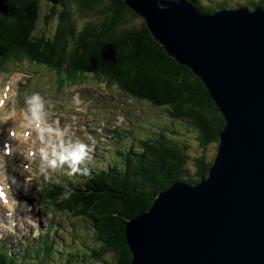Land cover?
I'll return each mask as SVG.
<instances>
[{
	"label": "trees",
	"instance_id": "16d2710c",
	"mask_svg": "<svg viewBox=\"0 0 264 264\" xmlns=\"http://www.w3.org/2000/svg\"><path fill=\"white\" fill-rule=\"evenodd\" d=\"M187 1L204 14L242 6L229 5L230 0ZM46 2L51 9L44 15ZM247 3L251 8L264 6V0ZM82 17L90 19L82 24ZM55 18L58 26L51 35ZM13 61L56 72L61 88L77 84L81 78L78 75L90 73L108 86L148 103L150 109H167L169 124L187 123L193 127L203 149L219 144L225 119L210 91L190 67L165 50L146 19L126 0H0V73L11 72ZM128 135L124 129L114 136L119 143ZM143 136L126 143L124 151L118 150L124 157L123 169L117 163L100 160L115 148L112 145L108 151H98L88 166V176H68L65 166L64 175L58 167L52 179L45 177L44 188L51 205L73 221L69 245L62 244L56 252L54 248L60 243L50 239L48 230L49 240L40 237L37 243L26 244L24 262L7 245L0 247V264H25L26 257L38 260V264L94 260L132 264L128 222L149 210L159 193L175 181L200 182L215 158L204 153L191 161L187 146L166 131ZM66 192L71 194L65 199ZM74 220L83 224L76 225ZM82 228L93 231L91 239ZM109 254L114 260L106 259Z\"/></svg>",
	"mask_w": 264,
	"mask_h": 264
},
{
	"label": "water",
	"instance_id": "95a60500",
	"mask_svg": "<svg viewBox=\"0 0 264 264\" xmlns=\"http://www.w3.org/2000/svg\"><path fill=\"white\" fill-rule=\"evenodd\" d=\"M126 1L225 119L208 175L175 181L128 222L132 264H264V6Z\"/></svg>",
	"mask_w": 264,
	"mask_h": 264
},
{
	"label": "rangeland",
	"instance_id": "374dc122",
	"mask_svg": "<svg viewBox=\"0 0 264 264\" xmlns=\"http://www.w3.org/2000/svg\"><path fill=\"white\" fill-rule=\"evenodd\" d=\"M230 3L231 6H251L247 0H230ZM50 9L51 5L46 2L44 15ZM82 18V22L79 21L82 24L90 19L89 17ZM44 25L45 16L41 22V28ZM57 26L58 18H55L50 26L51 35L55 33ZM12 64L14 66L11 72L1 71L2 73H0V100H5V103L0 105V135L8 134L10 127L18 126L22 124L21 122L25 123L26 100L38 94L45 102V123L65 130L64 139L66 141L78 140L87 144L94 151L93 157L90 156L86 165L83 166H91L99 150L100 152L105 149L108 151L113 145L115 148L102 156L100 160L106 159L110 163H117L123 169L125 167L124 157L118 150L124 151L126 143L135 141L134 138H141L148 133L154 136L155 132L160 131H166L181 145H186L191 161L194 157L204 153L209 158L216 156L218 144L213 143L203 149L198 133L193 127L187 123L169 124L170 116L167 109H150L148 103L124 94L116 86H108L90 73L78 75L77 77H81L78 78L80 83L78 81L77 84L65 85L61 88L59 77L54 71L47 68L40 69L29 62L18 64L13 61ZM7 87L10 89L11 96L8 99L5 95L1 98L3 93H7ZM16 119L19 122H13ZM116 119L124 121H121L119 125L115 122ZM124 129L129 132L128 139L124 142L118 143L115 136L107 138L106 141L104 137L101 138V135L110 137ZM27 131L30 132L27 141L18 138L19 141L9 147L15 149L10 160H6L4 152H0V185L8 186L15 198L14 214L11 209L1 207L2 205L6 206V202H0V247L5 248L7 245L21 262H24L22 254L27 251L24 247L29 240L37 243L38 238L48 237L46 235L48 230L50 239H58L60 243L54 248L56 252L59 251V246L62 244L68 246L69 240L73 236L71 229L73 221L66 215L62 216L53 208L47 190L44 188L45 177L52 179L54 174V169L50 167L48 160H42L40 154V149L45 145L34 127H30V130ZM30 149H34V155H29ZM48 151L50 153V149ZM49 159H51L50 154ZM65 166L68 168L65 164L57 171L64 175ZM74 222L76 225L83 224L78 220H74ZM81 230L86 231L88 238H92V230L84 228ZM80 243L81 240H78L77 244ZM18 251H21L20 255H18ZM64 252L66 253V251ZM113 257L114 255L109 254L106 259L114 260ZM25 259V264H38V260L34 258L26 257ZM73 262L79 261L74 260ZM78 264L108 263L94 260L91 263L79 262Z\"/></svg>",
	"mask_w": 264,
	"mask_h": 264
},
{
	"label": "clouds",
	"instance_id": "9594fccd",
	"mask_svg": "<svg viewBox=\"0 0 264 264\" xmlns=\"http://www.w3.org/2000/svg\"><path fill=\"white\" fill-rule=\"evenodd\" d=\"M158 7L163 9L164 5L158 3ZM43 98L36 94L26 100L27 113L25 119L30 127H34L39 138L44 143V147L40 149L42 160H48L51 168L56 169L63 165H67L69 171L68 176L81 174L90 175V170L86 162L90 158L91 149L89 146L80 141H66V131L58 127H52L45 123L46 112ZM47 137V139H46ZM50 149V153L48 151ZM49 154L51 159H49ZM70 192H66L63 198H68Z\"/></svg>",
	"mask_w": 264,
	"mask_h": 264
},
{
	"label": "bare ground",
	"instance_id": "6f19581e",
	"mask_svg": "<svg viewBox=\"0 0 264 264\" xmlns=\"http://www.w3.org/2000/svg\"><path fill=\"white\" fill-rule=\"evenodd\" d=\"M6 90V89H5ZM7 99L11 96V92H10V89H8L7 91ZM4 95V93L1 95V98L2 96ZM7 103V102H6ZM19 122L17 119L16 120H13V122ZM13 127H11L10 130H12ZM10 130L8 132V135H0V152H4L5 156L7 157L6 160H10V158L12 157V155L15 153V149L11 148V151L9 154H7L5 152V142H8L10 141L11 143H13L16 139L18 138H22L24 141H27L28 140V137L30 136H26L25 135V132L27 130H30V126L28 125V122L25 121V123L23 122L21 126H17V127H14L13 128V131H15V135L14 137H12L10 135ZM32 131V130H31ZM31 150V149H30ZM11 156V157H10ZM3 186H5L4 188V191L7 193L6 195V198L8 199V203H5V205H2L1 207L2 208H9L13 211V214H14V210H15V203H14V200L15 198L13 197L11 191H10V188L4 184H1ZM0 202L2 203L3 201L0 199ZM20 203V202H19ZM19 207V206H18Z\"/></svg>",
	"mask_w": 264,
	"mask_h": 264
},
{
	"label": "snow or ice",
	"instance_id": "6c2138e0",
	"mask_svg": "<svg viewBox=\"0 0 264 264\" xmlns=\"http://www.w3.org/2000/svg\"><path fill=\"white\" fill-rule=\"evenodd\" d=\"M0 195H2V193H0Z\"/></svg>",
	"mask_w": 264,
	"mask_h": 264
}]
</instances>
